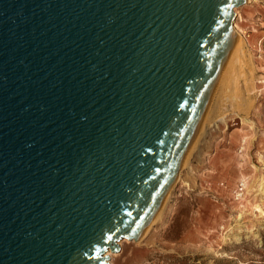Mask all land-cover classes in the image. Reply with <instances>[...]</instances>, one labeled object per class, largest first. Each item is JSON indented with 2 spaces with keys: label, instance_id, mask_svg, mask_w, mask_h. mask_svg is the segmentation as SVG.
<instances>
[{
  "label": "water",
  "instance_id": "water-1",
  "mask_svg": "<svg viewBox=\"0 0 264 264\" xmlns=\"http://www.w3.org/2000/svg\"><path fill=\"white\" fill-rule=\"evenodd\" d=\"M245 0H0V264H109L151 219Z\"/></svg>",
  "mask_w": 264,
  "mask_h": 264
},
{
  "label": "rangeland",
  "instance_id": "rangeland-1",
  "mask_svg": "<svg viewBox=\"0 0 264 264\" xmlns=\"http://www.w3.org/2000/svg\"><path fill=\"white\" fill-rule=\"evenodd\" d=\"M234 22L251 63L246 101L207 131L161 221L122 242L109 264H264V0L237 7Z\"/></svg>",
  "mask_w": 264,
  "mask_h": 264
},
{
  "label": "bare ground",
  "instance_id": "bare-ground-1",
  "mask_svg": "<svg viewBox=\"0 0 264 264\" xmlns=\"http://www.w3.org/2000/svg\"><path fill=\"white\" fill-rule=\"evenodd\" d=\"M249 1L251 0H245V2ZM234 13L237 14V7L234 8ZM231 27L232 35L228 37L224 44V48L222 50L221 57L219 58L217 67L212 73L204 92V97L201 102L200 115L195 128L193 129V135L185 147L178 167L163 195L161 196L151 219L141 229L139 235L134 240L138 241L142 235L152 228V226L158 224L161 221L167 209L170 192L174 182L176 181L179 171L184 166L188 165L190 157L200 147L207 131L216 126L217 122L225 116L229 106L232 108L234 103L237 104V102H239L238 104L240 105L242 102L246 101L243 99L246 96H243L244 91L242 90L245 89H242V86L245 85L246 82L245 69L247 66L249 67V65H251L249 60L250 57L248 56L245 48V39L242 35V32L236 26L234 19ZM243 105L245 106V104ZM258 190L262 191V187L258 188ZM256 210L259 213H264L258 205H256ZM122 242L128 243V239H120L118 244L121 245ZM105 254L108 255L110 259L115 255V251L107 249Z\"/></svg>",
  "mask_w": 264,
  "mask_h": 264
}]
</instances>
